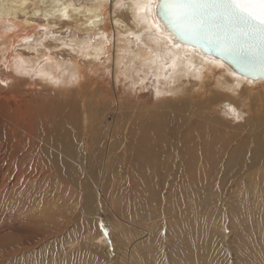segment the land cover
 I'll list each match as a JSON object with an SVG mask.
<instances>
[{
    "label": "rangeland",
    "instance_id": "rangeland-1",
    "mask_svg": "<svg viewBox=\"0 0 264 264\" xmlns=\"http://www.w3.org/2000/svg\"><path fill=\"white\" fill-rule=\"evenodd\" d=\"M110 63L92 66L81 88L18 80L0 86V264H264V156H253L262 144L264 80L239 100L236 118L233 95L213 87L227 73L221 61L206 81L224 93L212 101L207 88L177 97L157 94L151 79H113ZM51 110L67 125L64 143L80 160L64 171L39 164V153H60L45 138L51 128L41 124ZM139 129L151 145L161 143L168 157L160 167L169 171L152 176L130 157L134 142L124 139ZM96 133L102 148L108 138L117 141L114 152L99 154ZM188 144L212 159L208 165L201 159L195 196L177 172ZM32 156L37 164L22 169ZM23 174L30 181L15 191L21 184L10 179ZM184 198H195L200 215Z\"/></svg>",
    "mask_w": 264,
    "mask_h": 264
},
{
    "label": "bare ground",
    "instance_id": "bare-ground-1",
    "mask_svg": "<svg viewBox=\"0 0 264 264\" xmlns=\"http://www.w3.org/2000/svg\"><path fill=\"white\" fill-rule=\"evenodd\" d=\"M154 4L155 0H0V86L10 87L18 80L24 84L36 82L42 88L53 87L59 90L79 88L91 72L92 66L97 63H108L111 59L107 67L113 79L121 74L130 78L134 84L144 79H151L156 85L157 94L169 93L177 97H185L194 87L207 88L212 95V101L223 93L214 89L220 87L233 95V99L228 96L233 103L229 110L236 118L240 117L242 112L237 109L240 105L239 100L249 99L246 93L250 92L261 78L253 80L228 67L227 73L223 75L225 77H222L217 84L214 82L213 88L206 81L213 72L212 67L220 60L207 57L182 42L173 41L170 35L163 33L153 13ZM65 27L67 29H64ZM21 28L25 31L20 32ZM235 102L239 104L236 105ZM136 116L140 115L136 114ZM62 122L60 114L51 110L45 114V121L41 123L51 128L50 134L45 138L60 151V153L54 151L39 153L43 158V160L39 159L41 160L39 164L43 163L49 170L56 167L64 171L80 164L75 147H68L64 143L67 125H62ZM251 126L254 127L250 124ZM140 133L135 135L131 131L126 134L124 139L126 143L134 142L127 150L130 157H134L139 165L147 167H144V171H150L152 176L158 175L161 171H169L171 168L160 167L163 163L161 157L166 156L161 143L151 145L152 141L148 134L142 131ZM96 135L97 139L95 138L94 141L98 145L102 134L96 133ZM110 139H107L108 147L102 148L100 144L98 145L99 154H103L105 150L107 155L114 152L117 141L114 138ZM260 139L262 144L256 145L253 152V156L258 161L264 156V130ZM203 142L206 143L205 140ZM186 148H182L181 155L179 154L178 162L181 169L177 172L184 180L183 189L195 196L196 191L199 190L197 185H199L201 159L204 158L202 165H208L212 159L202 156L194 145ZM202 149L205 151L204 147ZM237 149H233L230 153L235 160L238 159L234 154ZM34 163L37 164L35 156L26 157L21 168L32 167ZM27 175H17L10 179L15 182L14 185L21 184V189L15 191L23 192L25 185L30 181ZM34 178H37V175ZM21 201H24L23 206L30 203L28 198L18 199L17 203ZM187 201L189 200L183 199L184 204ZM189 203L195 214L200 215L201 206L196 203L195 198Z\"/></svg>",
    "mask_w": 264,
    "mask_h": 264
},
{
    "label": "water",
    "instance_id": "water-1",
    "mask_svg": "<svg viewBox=\"0 0 264 264\" xmlns=\"http://www.w3.org/2000/svg\"><path fill=\"white\" fill-rule=\"evenodd\" d=\"M169 0H155L153 13L163 33L173 41L194 47L207 57L220 60L226 67L253 80L264 79V29L246 34L235 21L211 15L213 10H202L203 23L198 19L180 20V10L170 11L168 19L160 15L162 4Z\"/></svg>",
    "mask_w": 264,
    "mask_h": 264
},
{
    "label": "snow or ice",
    "instance_id": "snow-or-ice-1",
    "mask_svg": "<svg viewBox=\"0 0 264 264\" xmlns=\"http://www.w3.org/2000/svg\"><path fill=\"white\" fill-rule=\"evenodd\" d=\"M160 15L168 19L170 11L180 10V20L198 19L203 23L202 10H213L211 15L237 22L253 34L264 29V0H169L160 6ZM264 38V36H262Z\"/></svg>",
    "mask_w": 264,
    "mask_h": 264
}]
</instances>
